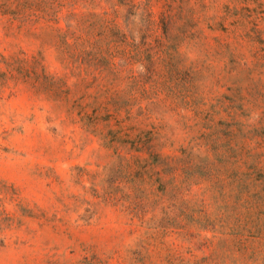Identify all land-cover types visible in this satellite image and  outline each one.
<instances>
[{
	"label": "rangeland",
	"instance_id": "1",
	"mask_svg": "<svg viewBox=\"0 0 264 264\" xmlns=\"http://www.w3.org/2000/svg\"><path fill=\"white\" fill-rule=\"evenodd\" d=\"M0 264H264V0H0Z\"/></svg>",
	"mask_w": 264,
	"mask_h": 264
}]
</instances>
